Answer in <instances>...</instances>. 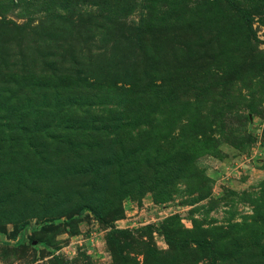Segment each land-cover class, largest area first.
Here are the masks:
<instances>
[{"label": "rangeland", "instance_id": "374dc122", "mask_svg": "<svg viewBox=\"0 0 264 264\" xmlns=\"http://www.w3.org/2000/svg\"><path fill=\"white\" fill-rule=\"evenodd\" d=\"M85 114L121 118L100 142L144 150L128 163L186 152L207 179L188 167L165 192L137 183L117 220L88 209L45 220L51 204L34 196L44 151L30 134ZM19 187L38 209L16 239L0 214V264H111L112 229L131 233V264H261L264 0H0V213ZM167 229L190 251L171 250Z\"/></svg>", "mask_w": 264, "mask_h": 264}, {"label": "trees", "instance_id": "16d2710c", "mask_svg": "<svg viewBox=\"0 0 264 264\" xmlns=\"http://www.w3.org/2000/svg\"><path fill=\"white\" fill-rule=\"evenodd\" d=\"M79 120V123L63 121L61 125L65 128L64 131L57 129L52 131L50 128V131L44 133L30 134V142L34 140L38 145H42L44 151L36 154L38 157L40 156L42 162L34 175L38 174V177L47 175L48 180L44 182L37 179L40 188L37 187L34 196L38 194L41 197L42 202L39 206L51 204V212L44 215L47 217L45 220L50 221L61 217L73 220V217L80 214L84 209L90 210L99 219L110 215L111 220H117L123 214L122 199L135 191L133 186L137 183L140 184V187L144 186L145 189L155 187V189L159 188L165 192L173 186L175 181L186 180L188 167L192 170L190 177H193L194 181L201 183V180L207 179L191 163V158L186 152H176L167 162H163L162 155L157 150L154 159L150 155L149 158L151 159L145 164L128 163L127 161L134 160L144 150L140 148L134 151L135 144L133 143L128 145L110 143L106 146V142H100L101 136L108 126L111 128L115 126V129L120 127L121 118L106 120L85 114L80 116ZM87 128L90 130L88 131ZM118 138L119 136L115 140H108L107 143L117 141ZM50 142L53 143V148L45 151ZM104 149L112 151L111 156H108L110 158L106 157V160L100 159V153ZM127 151L130 153L127 154ZM132 177H135L134 180ZM113 178L114 182L111 186L104 187L105 182ZM193 180L191 179L192 182H194ZM43 185L49 189L43 188ZM21 189L22 187H19L17 194L12 196L6 204L7 211L0 213L6 215L5 219L8 221L6 223L13 225V230L9 234H7L5 227L0 228V232L7 234L9 239H16V236L27 224L28 219L35 217L34 212L38 209L36 207L38 202L32 199L29 201ZM103 191L109 193L105 201L100 196ZM24 198L25 201L21 203ZM45 208L46 206H43V209ZM180 235V232L177 234L170 229L164 232L171 250L185 249L190 251V241L183 239ZM129 238L132 239L133 237L131 233L125 230L112 229L109 232L107 247L112 255L111 264H131L127 246ZM138 244L145 259L148 258V255L156 257L157 252L151 243L140 241ZM204 244L205 240L197 242L198 249H203ZM259 260L261 264H264V251L260 253L258 262ZM50 262L61 264L62 261L59 258H53Z\"/></svg>", "mask_w": 264, "mask_h": 264}]
</instances>
